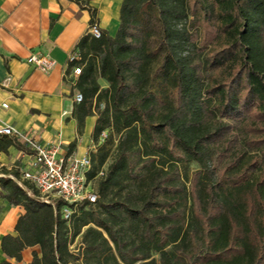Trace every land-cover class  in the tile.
Listing matches in <instances>:
<instances>
[{"label": "trees", "instance_id": "obj_1", "mask_svg": "<svg viewBox=\"0 0 264 264\" xmlns=\"http://www.w3.org/2000/svg\"><path fill=\"white\" fill-rule=\"evenodd\" d=\"M121 4L116 35L87 33L74 51L79 133L96 115L95 144L108 128L118 136L90 152L98 199L68 220L64 200L0 167V197L25 210L3 252L20 261L39 245L28 264H264V0ZM12 145L0 135V152Z\"/></svg>", "mask_w": 264, "mask_h": 264}, {"label": "crops", "instance_id": "obj_2", "mask_svg": "<svg viewBox=\"0 0 264 264\" xmlns=\"http://www.w3.org/2000/svg\"><path fill=\"white\" fill-rule=\"evenodd\" d=\"M122 1L87 0L97 9L100 28L113 36L120 24ZM91 17V11L76 0H0V125L14 126L18 133L12 138L22 145L0 152V167L19 169L21 174V167L31 155L24 136L32 133L44 145H60L68 156L81 157L91 152L97 116L87 117L79 133L74 118V67L68 63L78 42L90 33ZM33 53L48 55L52 68L42 71L29 64L27 59ZM72 143L75 148L70 150ZM21 181H26L22 174ZM24 211L22 205H12L0 197V263L28 264L33 252L41 251L39 245L25 248L22 260L17 261L2 250L3 237L17 235L15 226Z\"/></svg>", "mask_w": 264, "mask_h": 264}, {"label": "built area", "instance_id": "obj_3", "mask_svg": "<svg viewBox=\"0 0 264 264\" xmlns=\"http://www.w3.org/2000/svg\"><path fill=\"white\" fill-rule=\"evenodd\" d=\"M90 33L95 37H101V28L97 22L90 27ZM81 55L74 52L68 58L72 64L73 81L76 83L78 76L82 73L83 66L76 64ZM30 64L36 65L42 71H49L53 64L48 55L31 54L27 59ZM75 101L80 102L83 94L76 92ZM7 107V103H3ZM12 125H0V134L9 136L17 135ZM25 143L31 150L30 160L21 167L22 179L30 182L39 192V197L45 202L62 199L65 205L62 210L66 219L70 220L77 211L80 203L88 201L95 203L98 195L93 186L92 180L88 179L87 173L91 169L90 153L81 156H68L62 152L58 144L44 145L34 133L24 136Z\"/></svg>", "mask_w": 264, "mask_h": 264}, {"label": "rangeland", "instance_id": "obj_4", "mask_svg": "<svg viewBox=\"0 0 264 264\" xmlns=\"http://www.w3.org/2000/svg\"><path fill=\"white\" fill-rule=\"evenodd\" d=\"M96 116V115H95ZM101 140L99 144H95L94 143V147L92 148V150H95L98 145L102 144L105 142V140L109 139L110 137H113V140H115V142H117V138L118 136L112 131V129H106L105 132L102 133L101 135ZM198 167L197 163H194L191 165V170H194L195 168ZM93 186L94 188H96V180H92ZM70 248L72 249V251H74L75 253H79V250L81 251L83 249L82 246V241H81V237L78 236L76 239H74V241L72 242Z\"/></svg>", "mask_w": 264, "mask_h": 264}]
</instances>
